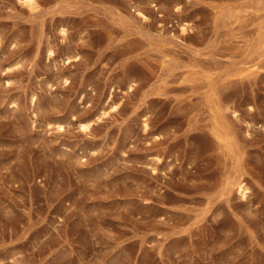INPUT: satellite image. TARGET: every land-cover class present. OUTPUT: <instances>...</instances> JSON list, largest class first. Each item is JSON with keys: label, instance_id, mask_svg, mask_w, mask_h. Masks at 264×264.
I'll return each mask as SVG.
<instances>
[{"label": "rangeland", "instance_id": "1", "mask_svg": "<svg viewBox=\"0 0 264 264\" xmlns=\"http://www.w3.org/2000/svg\"><path fill=\"white\" fill-rule=\"evenodd\" d=\"M259 26L264 0H0V264H264Z\"/></svg>", "mask_w": 264, "mask_h": 264}, {"label": "bare ground", "instance_id": "2", "mask_svg": "<svg viewBox=\"0 0 264 264\" xmlns=\"http://www.w3.org/2000/svg\"><path fill=\"white\" fill-rule=\"evenodd\" d=\"M219 12V11H218ZM230 12V11H229ZM263 12V11H262ZM260 13V12H259ZM220 15V14H219ZM248 16V15H247ZM218 18V17H217ZM249 18V17H248ZM247 18V19H248ZM249 21V20H248ZM256 28V27H255ZM240 30V29H239ZM252 31V30H251ZM242 33V32H241ZM251 33V32H250ZM254 33L256 34V37L254 38V40L249 44V45H252V49H260V48H264V27L263 26H259L256 30H254ZM236 36V35H235ZM238 36V35H237ZM248 37V36H247ZM246 38V37H244ZM248 41V40H247ZM251 41V40H250ZM247 44V42H246ZM245 44V45H246ZM233 45V44H232ZM248 45V44H247ZM242 46V45H240ZM248 49V48H247ZM249 50V49H248ZM264 50V49H262ZM261 50V51H262ZM234 51V50H233ZM254 51V50H253ZM257 51V50H256ZM261 51H257L258 54H260ZM248 52V51H247ZM263 53V52H262ZM234 55V54H233ZM237 55V54H236ZM254 55V54H252ZM264 55V54H263ZM246 56H247V53H246ZM256 56V55H255ZM254 56V59H256ZM260 56V55H259ZM262 56V55H261ZM260 58V57H259ZM251 60H253L251 57H250ZM257 59H258V56H257ZM249 60V59H247ZM260 59H258L259 61ZM257 61V62H258ZM261 62H263L262 60H260ZM246 62V61H245ZM250 62V61H249ZM248 63V62H246ZM259 63V62H258ZM264 63V62H263ZM256 64V63H255ZM254 64V65H255ZM252 65H253V61L251 63V66L250 67V70H249V67L247 69L248 71H250L251 73H254V72H257V70H260L261 68H259V65L257 64L254 69H251L252 68ZM240 66V65H239ZM246 66V64H245ZM193 67V66H192ZM238 67V66H237ZM261 67V66H260ZM236 68V67H235ZM234 68V69H235ZM245 69V67H242V69ZM240 69V68H239ZM236 68V72H238L237 70H239ZM243 69L242 72H244L245 70ZM228 71V70H227ZM231 70L228 71V73L230 72ZM199 72V71H198ZM232 72V71H231ZM233 73V72H232ZM247 72H245L244 75H246ZM185 74V73H184ZM239 75L241 74V69L238 73ZM183 75V74H182ZM227 75V74H226ZM230 75V73H229ZM234 75V73H233ZM243 75V74H242ZM248 75V74H247ZM226 79L229 80V78H227V76H225ZM228 77H231V76H228ZM236 77V76H235ZM242 77V76H241ZM234 78V77H233ZM225 80V79H224ZM238 81V80H237ZM224 85V84H223ZM214 87V90L212 89ZM211 88V95L209 96L210 97V100L208 101L209 102V106L212 108H209L211 111V113H213V121H211L212 125L209 126L210 128V132L213 136V139H214V142L216 143L217 147L224 153L229 156H231L234 160L237 159H242V155H244V151H243V147H242V143L240 144L241 141H239V138H238V135H237V131L233 125V121H231L227 116V113L225 111V106H229V105H226L222 99V97L220 96L219 94V91L217 90L218 88H216L215 86H213ZM216 88V89H215ZM226 88V87H225ZM191 89V88H190ZM204 93V92H203ZM209 93V92H208ZM208 98V97H207ZM199 104V103H198ZM207 105V104H206ZM233 105V104H232ZM252 105V104H251ZM205 106V105H204ZM235 107V106H234ZM232 108V107H231ZM237 107H235V111L238 110V108L236 109ZM256 108V107H255ZM253 108V106L250 107V109H255ZM202 109V108H201ZM234 109V108H233ZM233 111V112H235ZM205 114H208V113H205ZM209 115V114H208ZM250 123V122H249ZM258 123V122H257ZM82 125L86 128L90 125L89 121H83L82 122ZM207 126V125H206ZM262 127H264V122L262 123ZM210 143V141H209ZM213 143V142H212ZM209 145V144H208ZM211 145V144H210ZM245 150V148H244ZM225 155V156H226ZM230 157V158H231ZM243 160V159H242ZM229 162V161H228ZM240 162V161H239ZM237 163V162H236ZM241 163V162H240ZM221 164V163H220ZM234 164V163H233ZM236 165V164H235ZM237 165H240L237 163ZM238 167V166H237ZM222 168V167H221ZM236 168V167H235ZM241 168V167H239ZM238 169V168H236ZM239 170V169H238ZM246 170V169H245ZM237 171V170H236ZM238 172V171H237ZM236 172V173H237ZM241 172V171H240ZM239 173V172H238ZM238 175V177H237ZM236 177L234 178H231L227 181V184L231 185V186H236V189L241 193V195L245 196L249 190V186L247 184V182H245V180L240 176L242 174H237ZM232 176V175H230ZM240 176V177H239ZM229 178V176H228ZM224 183V182H223ZM225 191V190H224ZM226 192V191H225ZM224 195V194H223Z\"/></svg>", "mask_w": 264, "mask_h": 264}]
</instances>
